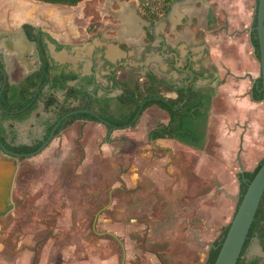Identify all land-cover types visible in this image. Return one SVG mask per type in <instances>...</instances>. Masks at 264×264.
I'll return each instance as SVG.
<instances>
[{
	"label": "rangeland",
	"instance_id": "1",
	"mask_svg": "<svg viewBox=\"0 0 264 264\" xmlns=\"http://www.w3.org/2000/svg\"><path fill=\"white\" fill-rule=\"evenodd\" d=\"M6 2L0 0V5L6 6ZM97 4L96 0H82L74 8ZM190 4L192 8L184 11L187 21L181 43L187 40L191 17L197 26H204L206 14L209 19V14H217L212 26L215 31L227 27L225 17H220L227 14V8L245 9L246 20L241 19L242 68L257 73L259 60L249 39L256 0H192ZM6 10L0 8V30L9 15ZM154 28L158 32V24ZM210 43L225 50L221 39ZM210 49L207 44L197 68L202 59H211ZM152 67L177 80L157 62ZM134 74L132 78L138 77L143 85L145 76L141 77L139 69ZM63 92L57 90L59 100ZM151 107L142 111L135 126L112 129L111 141H103L104 124L78 119L35 155L6 163L8 158L0 154V171L16 166L8 197L11 207L0 216V264H23L28 259L22 253L25 249L28 254L30 251L26 264H120L122 247L123 264L204 263L209 246L232 217L238 181L221 186L209 173L212 169L201 165L206 159L202 148L173 140H149V129L167 118L166 113ZM47 118L54 116L39 101V109L25 119L31 124L22 120L24 126L15 128V142L41 138ZM2 208L0 200V211ZM246 255H263L256 238L249 243Z\"/></svg>",
	"mask_w": 264,
	"mask_h": 264
},
{
	"label": "crops",
	"instance_id": "2",
	"mask_svg": "<svg viewBox=\"0 0 264 264\" xmlns=\"http://www.w3.org/2000/svg\"><path fill=\"white\" fill-rule=\"evenodd\" d=\"M6 1V6L0 5V8L6 7L5 13L9 14L5 18L3 29L0 30L2 35L0 54L10 81H19L39 65L35 42L26 37L22 28L23 23H29L36 27V30L43 32L48 53L54 63L65 64L68 69L81 74L93 72L96 82L101 85L111 84L109 79L111 72L119 65L121 69L117 71V76L122 79L135 75L137 69L140 70L141 77H144L145 71L150 69L158 77L179 85H185L186 80L190 78L186 70L189 68L195 73L192 80L200 82L195 87L207 85L213 86L214 90L208 110L205 139L201 147L206 159L201 165L212 169L209 173L225 187L227 181L236 179L238 181V172L252 170L263 158L264 100L251 96L252 85L260 74V68L257 73L255 71L250 73L242 68L241 19L246 20L244 8H227V14H219L221 18L225 17L227 27L215 31L212 26L218 20L217 14H209L210 19L206 14L204 26H197V20L191 17L187 40L181 43V35L186 29L184 23L187 21L184 18V11L186 8H192L190 4L192 0H180L169 7L166 19L158 23V32L154 27L150 29L153 34L151 41L145 40V30L149 21L139 13L138 0L98 1L96 10L101 17V25L92 32L86 29L90 15L85 14L83 7L74 8L78 3L66 5L39 0ZM197 30L201 32L199 36L196 35ZM47 38H52L55 42L52 41L49 45ZM211 39L216 41L221 39L225 50H222L218 43L211 44ZM57 43L62 46L59 47ZM207 44L211 47V59L209 57L202 59L197 68L199 55ZM149 62H157L162 71H166L177 80L158 74L156 66L152 67V63L140 69L141 64ZM213 63L218 70L215 71ZM216 80L217 82L213 84L212 81ZM163 93L166 96L176 95L174 91L168 90ZM147 108L144 111L147 112ZM151 108L166 113L157 106ZM38 109L39 107L34 112ZM166 120L167 118L164 121ZM25 121L31 124L29 119ZM22 123L9 120L5 125L11 124L17 128L23 127ZM155 140H173L191 146L173 138ZM1 156L3 159L8 158L4 160L6 163L12 160L9 156ZM28 250L22 252L28 256L23 264L30 259Z\"/></svg>",
	"mask_w": 264,
	"mask_h": 264
},
{
	"label": "trees",
	"instance_id": "3",
	"mask_svg": "<svg viewBox=\"0 0 264 264\" xmlns=\"http://www.w3.org/2000/svg\"><path fill=\"white\" fill-rule=\"evenodd\" d=\"M39 1L76 5L82 0ZM98 1L100 0H96V3ZM173 1L138 0L139 13L150 23L145 30L146 41L153 39L151 26L157 19L166 15ZM84 11L86 15L91 16L86 29L88 32H92L101 25V17L96 10V5L91 8L84 6ZM255 25L256 8L249 28V39L254 54L259 59ZM22 28L26 37L35 42L39 57L37 68L19 81L12 82L8 78L0 54V140L8 149L23 153L19 159L28 157L30 152H34L58 120L60 122L54 130L53 137L58 136L65 127L79 119L83 122L94 121L104 124L106 134L103 141H111L110 132L112 129L134 126L142 111L152 105L164 110L167 113V120L157 121L154 124L148 132L149 140L173 138L194 147L201 148L203 146L208 110L214 93L213 87L201 85L193 88L192 82H189L185 88V85H179L158 77L150 69L145 71V81L142 85L138 77L134 79L131 75L122 79L117 76V71L121 69V65L112 70L109 77L111 84L101 85L96 82L93 72L81 74L73 69H68L65 64L54 63L48 53L44 37H42L43 32L36 30V27L29 23H23ZM199 33L201 32L197 30L196 35L199 36ZM50 39L55 42L54 39ZM57 45L62 46L59 43ZM57 90L64 91L62 100L57 98ZM114 90H120V92L113 93ZM164 90L174 91L176 95L166 96L163 93ZM251 96L254 99L264 100L260 74L252 85ZM39 101L42 102L45 109L50 110L54 118H47L43 121L44 133L41 138L33 139L29 143L15 142V128L11 124L5 125V123L9 120H25L39 107ZM73 101L77 103L73 104ZM6 135H9L10 138L6 139ZM263 161L264 156L252 170H243L237 173L239 185L235 209L247 187V183ZM229 223L230 221L223 226L220 234L209 246L203 264H213ZM253 238L259 242L263 252L261 257H247L246 255L249 243ZM263 260L264 192L236 264H262Z\"/></svg>",
	"mask_w": 264,
	"mask_h": 264
},
{
	"label": "water",
	"instance_id": "4",
	"mask_svg": "<svg viewBox=\"0 0 264 264\" xmlns=\"http://www.w3.org/2000/svg\"><path fill=\"white\" fill-rule=\"evenodd\" d=\"M178 1L180 0H174L170 8L173 6L174 3ZM168 13L165 16L159 18L151 26V28L154 27L155 24L164 21ZM255 29L258 39V52H259L258 60L260 64L261 90L264 94V0H257ZM46 41L49 45L52 44V40L47 38ZM186 70L189 72L190 78L186 80L185 88L187 87V84L190 81L193 84V88H195V86L198 85L200 82L192 80L195 75V73L192 70H190L189 68H187ZM114 93H118V91L114 90ZM59 122L60 120H58L55 123L53 128L48 133L47 137L43 140L42 144L34 152H30L29 156L39 153L43 148L47 146V144L53 138L54 130L59 124ZM0 154L6 156H15V160H16V156H18L19 154L22 155L21 153L14 152L6 148V146L1 142V140H0ZM15 170H16V166L13 165L11 171L10 170L0 171L1 172L0 200L4 204V208H2V210L0 211V216L6 214L11 207V204L7 203V201L10 194V187L12 185V178ZM263 192H264V161L260 164L259 168L255 172L253 177L247 183V187L244 193L242 194L239 204L235 209V212L230 220L228 229L223 238V241L221 242L220 248L218 250V253L216 255L213 264H236L241 249L243 247V244L246 240L249 228L254 219V215L258 208ZM124 259H125V251L124 248L122 247V258L120 260V264L124 263Z\"/></svg>",
	"mask_w": 264,
	"mask_h": 264
},
{
	"label": "flooded vegetation",
	"instance_id": "5",
	"mask_svg": "<svg viewBox=\"0 0 264 264\" xmlns=\"http://www.w3.org/2000/svg\"><path fill=\"white\" fill-rule=\"evenodd\" d=\"M42 37H43V34H42ZM18 143V142H17ZM7 148V147H6ZM18 153H20V152H18ZM21 154H23V153H21ZM19 156H20V154L18 155V156H16V160H18L19 159ZM11 159H14L15 160V156H9ZM29 157V156H28ZM10 196V195H9ZM7 203H9L8 201H7Z\"/></svg>",
	"mask_w": 264,
	"mask_h": 264
}]
</instances>
